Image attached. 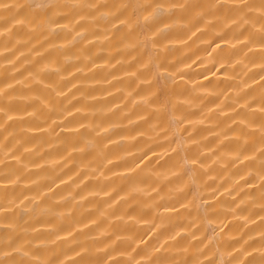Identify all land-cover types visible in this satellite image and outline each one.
<instances>
[{
  "label": "bare ground",
  "instance_id": "6f19581e",
  "mask_svg": "<svg viewBox=\"0 0 264 264\" xmlns=\"http://www.w3.org/2000/svg\"><path fill=\"white\" fill-rule=\"evenodd\" d=\"M0 264H264V0H0Z\"/></svg>",
  "mask_w": 264,
  "mask_h": 264
}]
</instances>
